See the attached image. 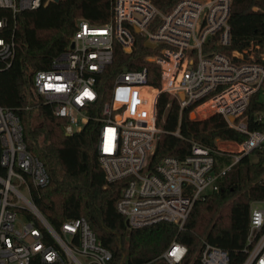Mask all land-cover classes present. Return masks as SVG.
I'll list each match as a JSON object with an SVG mask.
<instances>
[{"label": "built area", "instance_id": "2783aa9c", "mask_svg": "<svg viewBox=\"0 0 264 264\" xmlns=\"http://www.w3.org/2000/svg\"><path fill=\"white\" fill-rule=\"evenodd\" d=\"M232 1L179 0L163 12L152 0H112L107 23L79 19L68 48L49 68L33 73V95L65 121L67 135L99 123L97 151L106 178L127 180L116 207L129 230L160 222L183 228L196 201L218 190L241 159L254 152L264 156V38L250 37L243 50L233 48ZM58 3L0 0V70L12 65L21 47L18 14ZM139 39L152 50L146 60L159 67L160 85L149 82L146 68H125L105 95L99 80L116 47L131 54ZM162 93L179 102L180 117L191 107L195 121L220 115L246 139H218L214 148L193 141L184 159L166 156L152 165L164 132L157 122ZM175 135L181 137L179 130ZM219 156L232 162L220 163ZM50 181L46 165L28 148L21 116L0 103V264H111L113 254L85 219L55 229L38 209L34 193ZM244 252L243 264H264V199L250 204ZM187 254L188 247L174 240L160 258L183 264ZM196 261L230 264V257L203 241Z\"/></svg>", "mask_w": 264, "mask_h": 264}, {"label": "trees", "instance_id": "16d2710c", "mask_svg": "<svg viewBox=\"0 0 264 264\" xmlns=\"http://www.w3.org/2000/svg\"><path fill=\"white\" fill-rule=\"evenodd\" d=\"M177 1L152 0L163 12L170 11ZM111 15L112 0H61L35 12L18 14L16 40L21 47L12 65L0 70V103L21 116L29 150L50 173V184L34 193V203L55 229L69 219H85L101 245L113 254L111 264H169L160 256L174 240L188 247L183 264H198L196 256L202 241L227 250L230 264H243L250 204L264 199V183L260 182L264 175L262 152L253 153L256 160L249 156L241 159L221 179L218 190L198 199L183 228L160 222L129 230L116 207L127 180L109 182L106 178L97 151L99 123L90 121L67 135L65 121L54 114L51 105L33 95V73L49 68L52 60L68 48L79 19L104 24ZM229 23L236 40L234 49L243 50L247 38H264V0H233ZM151 53L140 39L131 54L117 46L113 64L99 80L104 94L113 86L116 74L125 68H146L149 82L159 86V67L146 60ZM105 95L102 100L107 98ZM255 109L253 103L249 113ZM191 110L184 109L180 117L179 102L167 93L159 96L157 122L164 132L152 165L166 156L184 159L193 141L214 148L218 139H246L222 116L195 121L190 119ZM33 112L42 119L36 126L31 124ZM178 130L181 137L175 135ZM218 159L220 163L230 161L221 156Z\"/></svg>", "mask_w": 264, "mask_h": 264}, {"label": "rangeland", "instance_id": "374dc122", "mask_svg": "<svg viewBox=\"0 0 264 264\" xmlns=\"http://www.w3.org/2000/svg\"><path fill=\"white\" fill-rule=\"evenodd\" d=\"M190 116H191V118H196L195 117V114H194V112L192 113H190ZM41 118H40V116H39V114L37 113V112H33V114H32V117H31V124L32 125H34V126H36V125H38L40 122H41ZM249 158L251 159V160H256V156L254 155V154H251L250 156H249ZM232 161L230 160V161H227V164H229V163H231ZM57 170H58V168H57ZM202 243H203V241H202ZM199 253V252H198ZM198 255V254H197Z\"/></svg>", "mask_w": 264, "mask_h": 264}, {"label": "water", "instance_id": "95a60500", "mask_svg": "<svg viewBox=\"0 0 264 264\" xmlns=\"http://www.w3.org/2000/svg\"><path fill=\"white\" fill-rule=\"evenodd\" d=\"M57 2H60V0H56ZM73 46V45H72Z\"/></svg>", "mask_w": 264, "mask_h": 264}, {"label": "snow or ice", "instance_id": "6c2138e0", "mask_svg": "<svg viewBox=\"0 0 264 264\" xmlns=\"http://www.w3.org/2000/svg\"><path fill=\"white\" fill-rule=\"evenodd\" d=\"M173 255H175V252L173 253Z\"/></svg>", "mask_w": 264, "mask_h": 264}]
</instances>
